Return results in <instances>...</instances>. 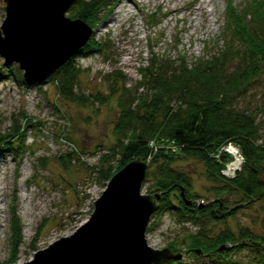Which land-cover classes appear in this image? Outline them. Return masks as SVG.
I'll list each match as a JSON object with an SVG mask.
<instances>
[{
    "label": "trees",
    "instance_id": "1",
    "mask_svg": "<svg viewBox=\"0 0 264 264\" xmlns=\"http://www.w3.org/2000/svg\"><path fill=\"white\" fill-rule=\"evenodd\" d=\"M112 2L71 0L66 16L82 20L92 30L108 17ZM229 5L227 28L231 36L227 37L231 39H227L235 45L227 41L224 47L220 45L191 62L152 52L146 64L137 68L138 80L128 83L127 76L114 68L103 75L106 95H86L79 91L82 69L75 61L76 54L102 52L104 47L90 34L74 56L39 84L50 82L58 97L83 106L103 104L115 96L112 143L89 169L106 185L130 160L148 159L143 181L148 183L146 193H160L154 214L159 217L170 211L177 222L194 227L179 241L169 243L173 254L181 258L190 252L195 257L200 251L204 256L218 255L221 261L210 257V264H235L232 254L248 249L240 264H264V0L247 6L243 14ZM8 68L15 81L29 85L18 66ZM7 74L0 70V80ZM23 118L22 114L12 116L11 124L0 130V152H23L28 126H24L26 117L22 123ZM229 142L239 146L246 158L233 177L221 172L228 156L220 148ZM71 158L70 154L68 160ZM184 160H194L203 167L210 183L207 190L212 194L205 204L196 203L200 196L192 190L187 171L177 163ZM36 163L44 165V159L37 158ZM255 205L263 213L259 230L240 226L232 231L226 226L227 218L239 208ZM11 221L10 248L15 252L21 241V225L16 215ZM217 222L224 228L211 234L208 226ZM153 226L152 220L147 230Z\"/></svg>",
    "mask_w": 264,
    "mask_h": 264
},
{
    "label": "rangeland",
    "instance_id": "2",
    "mask_svg": "<svg viewBox=\"0 0 264 264\" xmlns=\"http://www.w3.org/2000/svg\"><path fill=\"white\" fill-rule=\"evenodd\" d=\"M255 1L258 0H113L108 17L90 30V34L104 43L103 51L76 54L75 61L82 69L79 91L86 95H106L107 82L103 75L114 68L127 76L128 83L138 80L137 68L146 64L152 52L191 62L220 45L224 47L231 41L227 39L231 33L227 28L226 5L230 3L229 6L243 14ZM122 4L127 13L120 9ZM173 4L178 7L174 13L169 10ZM4 5L0 0V24L5 15ZM9 66L17 64L4 65L0 56V70L8 73L0 80V130L11 124L12 116L20 114L26 117L28 122L24 126L27 123L28 126L22 153L21 150L18 155L11 150L0 152V264H22L87 220L94 199L105 187L89 166L96 165L99 155L112 143L117 111L115 96L103 104L79 105L58 97L50 82L19 84L9 73ZM70 154L72 158L68 160ZM37 158L44 159V165L36 163ZM177 163L187 171L192 190L200 196L196 203L205 204L212 194L207 190L210 183L202 165L194 160ZM147 184L143 183L141 192L146 193ZM258 208L257 205L239 208L234 216L227 218L226 226L232 231L240 226L259 230L263 213ZM154 213L148 225L153 220L155 226L146 228L145 232L146 242L152 248H168L170 242L179 241L183 234L194 230L189 223L177 222L170 211L159 217ZM14 215L21 225V241L15 252L10 248ZM208 227L215 234L224 225L217 222ZM180 244L178 247L184 249ZM247 250L232 254L233 263L245 261ZM210 257L217 263L221 261L217 254ZM210 257L202 254L193 257L188 252L167 264L172 261L210 264Z\"/></svg>",
    "mask_w": 264,
    "mask_h": 264
},
{
    "label": "water",
    "instance_id": "3",
    "mask_svg": "<svg viewBox=\"0 0 264 264\" xmlns=\"http://www.w3.org/2000/svg\"><path fill=\"white\" fill-rule=\"evenodd\" d=\"M3 1L0 56L4 65L16 63L29 85L44 81L89 38L90 27L65 16L71 0ZM148 166V159L142 157L127 162L94 199L83 224L22 264H167L178 260L180 254L165 247L152 248L145 239L160 198L159 192H141Z\"/></svg>",
    "mask_w": 264,
    "mask_h": 264
},
{
    "label": "clouds",
    "instance_id": "4",
    "mask_svg": "<svg viewBox=\"0 0 264 264\" xmlns=\"http://www.w3.org/2000/svg\"><path fill=\"white\" fill-rule=\"evenodd\" d=\"M222 148L223 150L227 151L230 155L233 156V160L229 162V164L226 165V167L238 169L243 165L246 158L243 155L239 146L229 142L226 148H224V146H222Z\"/></svg>",
    "mask_w": 264,
    "mask_h": 264
},
{
    "label": "built area",
    "instance_id": "5",
    "mask_svg": "<svg viewBox=\"0 0 264 264\" xmlns=\"http://www.w3.org/2000/svg\"><path fill=\"white\" fill-rule=\"evenodd\" d=\"M228 144V143H227ZM227 144L226 145H223L224 148L227 147ZM220 151L223 152L226 156H228V161L226 162L225 166L223 167L222 169V174L226 175V176H229V177H233L235 175V173L240 169H235V168H228L226 167V165L229 164V162H231L233 160V156L230 155L227 151L223 150V148L221 147L220 148Z\"/></svg>",
    "mask_w": 264,
    "mask_h": 264
},
{
    "label": "bare ground",
    "instance_id": "6",
    "mask_svg": "<svg viewBox=\"0 0 264 264\" xmlns=\"http://www.w3.org/2000/svg\"><path fill=\"white\" fill-rule=\"evenodd\" d=\"M163 1H164V0H163ZM166 4H168V1H167ZM200 6H201V5H200ZM200 6H199V7H200ZM124 7H125V5L122 4L120 9L124 10V12H126V10H127V12H128V9H125ZM201 8H203V7H201ZM120 9H119V10H120ZM119 10L117 11V13L119 12ZM169 10L172 11V12L174 13V12H176V11L178 10V7L175 6V5L173 4L172 6H169ZM127 12H126V13H127ZM127 16H129V15H127ZM127 16H126V17H127ZM115 19H116V17H113V20H115ZM118 20H121V18H118Z\"/></svg>",
    "mask_w": 264,
    "mask_h": 264
}]
</instances>
